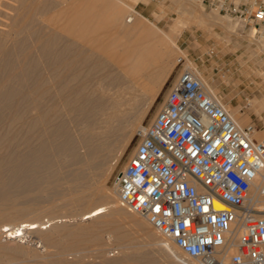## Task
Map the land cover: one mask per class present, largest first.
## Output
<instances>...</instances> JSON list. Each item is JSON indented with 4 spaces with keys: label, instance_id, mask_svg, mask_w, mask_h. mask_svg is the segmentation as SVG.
Listing matches in <instances>:
<instances>
[{
    "label": "bare ground",
    "instance_id": "bare-ground-1",
    "mask_svg": "<svg viewBox=\"0 0 264 264\" xmlns=\"http://www.w3.org/2000/svg\"><path fill=\"white\" fill-rule=\"evenodd\" d=\"M202 1L171 0L173 11L178 17L176 22L180 23L187 15H193L198 11L199 16H195L198 24L218 25L227 29L229 18L214 13L205 14L202 10ZM90 3H93V0H7L3 6L1 5L4 9L1 8L0 34L3 32L4 36L19 38L28 30L37 32V35L33 33L29 36V41L19 39L17 42H11L17 38L11 41L0 38V110L2 112L12 110L11 117L0 112V124L3 127L0 131V154L2 152L6 155L9 154L8 151H12L27 155V158H20L16 155L19 153H13L15 157H3L0 161V170L20 167L26 168L29 172L26 180L19 181L17 177H12L7 182L0 181V190H5V197L14 198L10 189L19 184L31 187L28 196L35 198H44L49 194L59 196L61 190L52 187L53 179L68 178L72 172L54 169L55 163L61 158L80 162L86 172H91L96 168L102 150L109 149L111 145L108 141L114 135L113 122L119 123L123 119L133 118L134 107L139 103V97L137 94L128 93V89L138 87L142 93L140 97L145 98L141 113L146 114L174 69L173 53L179 51L176 46L179 34L174 33L175 27H172L170 32H164L163 39L157 42L154 39L149 40L145 29L141 27L137 40L132 44L126 42L127 49L122 54H117L113 50L115 46L113 44L120 46L125 41L123 37L114 35L127 33L124 15L114 11L110 14L113 23L102 26L96 19V16H100V11L89 7ZM40 7H48L50 13L55 15L53 25L49 24L50 22L45 23L43 19L35 23L31 18V15L39 12ZM128 9L129 12H135L133 5H128ZM126 31L130 33V30ZM256 33L258 34V30ZM7 46L13 47L11 54L5 52ZM256 46V51L251 50L253 54L264 53L263 32ZM32 47L35 49L36 58H30L29 52L27 55L28 49ZM82 73L84 74L80 75ZM194 74L202 82L205 92L220 103L240 128L249 127L247 115L240 114L242 111L239 109L233 110L223 105L202 77L196 71ZM78 79L82 84L79 89L73 86ZM92 79L96 81L94 85L89 84ZM114 89L121 91V94L112 93ZM58 92L62 96L59 105L54 106L45 101L56 96ZM21 110L27 112L21 113ZM253 110L257 114L264 111V96L253 102ZM112 114L113 122L110 123ZM62 115L66 116V119H62ZM105 116L108 117L102 121L103 125L105 123L103 128L97 127L98 125L93 127L87 125L89 119L97 122ZM71 123L82 130L79 144L58 136L69 129ZM247 124L248 126L244 127ZM141 127L142 121H135L130 133L121 139L117 150L125 152L131 137L140 131ZM10 130L15 133L17 131L16 137L12 140L7 135ZM24 132L26 134L30 132L33 138L24 140L22 138ZM260 135L262 134L255 133V136ZM92 136L98 137V140L93 141L96 153L92 157L79 155L77 151L87 145L88 139ZM111 173L112 170H106L105 180ZM263 184L264 175L256 180L247 202V206L258 211L264 210V197L261 195ZM85 185L79 182L73 187L80 188ZM67 186L69 188L70 184ZM97 186L91 187L87 196L67 203L71 210L86 205V210L80 214L81 219L73 224L62 217H54L46 221L26 220L16 228L7 224L1 225L0 220V246L3 234H6V241L14 245H21L27 234H35L44 248L42 253L35 255L37 264H91L85 261L90 255L98 257L99 262L96 264H132L144 254L153 255L154 247L159 248L163 258L165 256L168 261L171 260L168 263L186 264L185 261H188L189 264H204L199 259L188 258L173 243L162 238L154 228L155 231L150 228L152 226L146 219L129 212L119 201L116 185L113 190H107L103 184ZM19 199L16 198L15 202ZM218 208L225 209L223 205H219ZM36 210L35 205L21 207L18 203H13L8 208L9 212L0 208V219L7 213L11 217H24ZM13 220L14 218L9 221ZM126 223L131 229L125 227ZM135 232H142L146 239L139 241ZM242 232L243 226L238 225L225 255L218 257L221 264L237 252V239ZM111 243L120 248L117 261L105 255L104 246L107 248L106 245Z\"/></svg>",
    "mask_w": 264,
    "mask_h": 264
},
{
    "label": "built area",
    "instance_id": "built-area-1",
    "mask_svg": "<svg viewBox=\"0 0 264 264\" xmlns=\"http://www.w3.org/2000/svg\"><path fill=\"white\" fill-rule=\"evenodd\" d=\"M215 2L244 26L264 30V0ZM177 64L184 68L154 119L136 133L134 153L116 176L119 201L204 264H221L218 257L242 225L237 252L224 264H264V210L247 206L264 175V137L256 138L255 125L240 128L183 58Z\"/></svg>",
    "mask_w": 264,
    "mask_h": 264
},
{
    "label": "rangeland",
    "instance_id": "rangeland-1",
    "mask_svg": "<svg viewBox=\"0 0 264 264\" xmlns=\"http://www.w3.org/2000/svg\"><path fill=\"white\" fill-rule=\"evenodd\" d=\"M4 1L0 0V9H4V7H2ZM134 2H136L137 4ZM233 2L239 4L243 3V0H233ZM128 5H133V10L136 13L129 12ZM88 6L92 7L93 10L96 9L95 11L97 12L100 11V16H96V19L98 20V22L100 21V25L102 26H109L113 23V20L110 18V14L112 12L116 11L122 13L124 15L123 19L125 21L124 24L126 26L125 32L127 33L124 34L123 32L119 35L115 34L114 36L123 37L125 43L128 42V44H132L137 40L139 28L141 27L145 29L149 40L154 39L156 42L163 39L164 32H170L172 27H175L176 31H174V33L179 34L176 40V46L178 47L179 51L173 53L172 58L174 59V64L172 66H174V69L172 70L168 80L166 82L164 81V84L162 83V89L160 90L156 101L150 105V108L148 109L146 114L141 113L142 104L144 103L145 98L140 97L142 93L138 90V87H131L130 89H128V93L133 95L137 94L139 97V103H136V106L134 107L135 109L133 118L123 119L118 123L112 121V114V119L110 123L113 122V126H115V129L113 137L108 141V143H110L111 145L109 144V149L102 150L100 154L101 157L95 165L96 168H93L91 172H86L85 168L81 167L83 164H81L80 162H74L71 159L68 160V158H61L58 160L57 163H55V170H62L63 172H66L67 170H72V172H70L71 174L69 173V175L67 176L68 178H56L52 181V187H57L61 190L59 196H54L52 194H49L44 198H35L31 195L28 196L27 193H29V188L31 187L29 185L25 186L20 184L10 189L13 193L14 198L5 197V190H0V198H3L2 200H0V208L4 209L5 211L7 210L6 212H9L8 208H10L13 203H18L19 206L21 205V207L35 205V207L37 208L35 212H33L32 214L30 213L29 215H26L24 217H11L10 214L7 213L9 214L8 216L7 214H5V218L2 216V218L0 219L2 223L1 225L7 224L10 225V227L17 228L21 224V222L26 220L40 219L41 221H46L54 217H62L64 218L63 220H68L70 223L73 224L75 223V221L81 219L80 214H82L86 210V205L83 207H79L76 210H71L67 203L76 201L78 198L87 196L91 187L95 186L97 188V185L100 186V184H103L107 190H113L115 188L116 176L125 168L136 148V133L131 137L128 148L125 152H120L117 150L121 139L130 133L131 126L135 121L141 120L142 126H144L146 124H149L154 119L163 103V100L171 83L177 78V76L181 73L182 69L184 68V66H182L181 64H177L180 58H183V60L185 61V67H189L192 70L194 69L193 71H196L197 74L202 77L209 89L215 93V95L218 97V99H220L221 102L226 103L233 110H241L242 112L240 114H245L248 116L250 124L255 125L257 127V133L262 134L260 136H256V138L262 139L264 137V133H262L264 131V111L261 114H257V112L253 110V102L257 98L260 99L264 96V53H258L257 55H255L251 52V50H257L256 42L261 39V35L262 32L264 33V30L260 32V35L257 34L254 27L244 26V24L241 23L238 19H235L234 17L227 15L226 13L221 11L218 5L216 4L215 0H203L202 10L205 14L214 13L220 17H228L230 23L227 29H224L218 25L198 24L196 22L195 17L199 16L198 11H196V13L193 15H187V18L184 21L180 23L176 22L178 17L176 15V12L173 11V8L171 6V0H93V3H90ZM2 9L0 10L1 20ZM38 10L39 12H37V14L31 15V18L34 19L35 23H38L41 19H43L45 23L50 22L49 24L52 23V25L53 23H55L53 20V18H55V15L50 13V9L48 7H40L38 8ZM104 11H106V14L104 13ZM138 14L145 17V19H141ZM126 30H130V33H128V31ZM33 33H35L33 32V30H28L22 34L23 38L22 36H20L19 38L16 37V39L15 37L4 36L5 33L2 32L0 36L3 37L0 38H2V40L8 39V41L14 40L13 38L16 39L15 41L11 42H17L19 41V39H21V41H29V36ZM24 35H26V39L24 38ZM35 35H37V32L35 33ZM125 43L120 46L114 43V52H116L117 54H122L123 51H125L128 47V44L126 43V45ZM8 47L9 46L5 48V52L11 54V48L13 47ZM34 50V47L28 49L27 55L29 52L28 56L30 58H36V53ZM2 51L4 52V49ZM220 54L224 56L223 60L228 65V70L231 78H228L226 71L217 75L219 76V79L215 75L213 76V78L211 77V68L209 65L212 61L211 57ZM83 74L84 73L80 75ZM214 74H217V71H214ZM95 82V79H92L89 84L92 85L93 83L95 84ZM73 86L79 89L80 86H82L81 81H79L78 79L76 82H74ZM221 86L228 88L229 91L222 93ZM114 90L112 91V93H117V95L121 94V91L115 90V92ZM25 92L26 90L24 91L23 95H25ZM56 96L51 97L50 99L47 98L45 101H48L49 104L57 106L61 103L60 99L62 100V96L59 92L56 94ZM11 111L12 110H6L2 112V110H0L1 114L4 113L7 117L12 116ZM25 111L26 110H21L20 112L23 113ZM107 117L108 116L102 117L101 120H98L97 122L95 120L89 119L87 125L89 124V126L91 127L98 125L97 127L103 128L105 123L103 125L102 121ZM61 118L66 119V116L62 115ZM247 126L248 124L244 127ZM1 127L2 125L0 124V131L3 130V127ZM28 133L26 134V132H24L22 134V138L24 140H30L33 138L32 134L30 132ZM15 134L17 135V131L15 133V131L10 130L7 135L10 137V140H12V138L16 137ZM81 134V128L79 130V128L76 127L74 123H71L69 129L61 132L58 136L65 140L70 139V141L77 144L78 142H81ZM25 135L29 136L30 138H26ZM9 137L7 138L8 140ZM97 138H95L94 136L89 138L87 145H85L83 148H80L77 153L79 155H87L88 157H92L96 153V149L93 146V141ZM8 153L9 154L6 153V155H4V153L1 152L0 161H2L3 157L5 156L15 157L16 153H19L16 155H19L20 158H27V155L23 154L22 152L8 151ZM106 170H112V173L105 180ZM28 175L29 172L26 168L15 167L10 169H1L0 181L7 182L12 177H17L19 181L26 180V178H28ZM79 182L85 183L86 185L80 188L73 187L74 185L79 184ZM67 184H70V189L68 188ZM15 197L18 199L21 197V199L15 202ZM54 210L56 212H54ZM7 218L9 220H12L13 218L14 220H16L9 221ZM2 219L4 220L2 221ZM124 225L126 228L131 229L129 224L126 223ZM150 228L153 229V227ZM140 233L142 232H135V234H137L136 237L139 241H144L146 239V236L143 233L142 235ZM5 235L6 234H3L1 236L4 240L1 238L2 244L0 246V264H37V259L35 255H37L39 252L42 253L44 251V248L39 242L37 235L27 234L28 236H25V238L22 240L21 245H14L10 242H7L5 239ZM141 236H143V238ZM106 246L107 248L104 246L106 257L117 261L120 256V248H118V246L113 243L108 244ZM157 248L154 247L155 253L153 255L144 254L140 258L141 260L138 259L132 264H172L168 263L171 260L168 261L165 256L164 258L167 261L164 260L163 254H161V251H159V248L157 250ZM156 255L161 257L159 258ZM85 261L91 264H96L99 262V259L96 255H90V257H86ZM185 262L186 264H189L188 261Z\"/></svg>",
    "mask_w": 264,
    "mask_h": 264
},
{
    "label": "crops",
    "instance_id": "crops-1",
    "mask_svg": "<svg viewBox=\"0 0 264 264\" xmlns=\"http://www.w3.org/2000/svg\"><path fill=\"white\" fill-rule=\"evenodd\" d=\"M223 58H224V56L222 54L211 57L212 61L210 62L209 65H210V68H211V77L212 78H213L214 75L217 76L220 73L225 72V71L227 73L228 78H231L229 70H228V65L224 62ZM213 61L215 62V64H214ZM214 71H217V74H214ZM217 78L219 79V76H217ZM221 91H222V93H225V92H228L229 89L224 87V86H221ZM223 104L227 105L224 102H223ZM227 106H229V105H227Z\"/></svg>",
    "mask_w": 264,
    "mask_h": 264
}]
</instances>
